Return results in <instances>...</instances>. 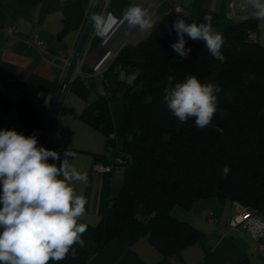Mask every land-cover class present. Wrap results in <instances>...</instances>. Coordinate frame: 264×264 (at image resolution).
Returning a JSON list of instances; mask_svg holds the SVG:
<instances>
[{
  "label": "trees",
  "instance_id": "16d2710c",
  "mask_svg": "<svg viewBox=\"0 0 264 264\" xmlns=\"http://www.w3.org/2000/svg\"><path fill=\"white\" fill-rule=\"evenodd\" d=\"M89 5L90 0H73L64 6L59 36L82 31ZM126 6V0H111L109 9L115 7L122 17ZM205 15L212 16L213 28L225 38L223 62L207 51L203 41L187 35L185 47L191 52L184 59L178 56L171 45L179 39L173 29L179 18L172 10L146 37L119 49L92 100L88 101L93 83L72 77L68 89L87 101L81 120L105 135L107 149L128 158L129 163L121 167L119 192L110 199L99 223L86 224L84 246H73L75 257L70 252L49 264H85L114 239L130 244L140 237H147L163 256L173 255L201 237L173 211L190 209L205 198L236 201L264 217V46L248 37L256 28L252 19L231 21L204 9L199 23ZM98 41L94 36L92 43ZM111 75L114 80L109 85L106 81ZM169 75L175 77L174 83L194 75L202 83L219 86L217 111L210 125L197 127L193 118L181 123L171 114L163 100ZM115 101L122 104L119 127L110 110ZM18 107L28 136L38 137L47 108L24 98ZM55 148L58 153L62 149ZM98 160L110 163L105 157ZM225 166L230 169L227 175Z\"/></svg>",
  "mask_w": 264,
  "mask_h": 264
},
{
  "label": "crops",
  "instance_id": "0c3cea01",
  "mask_svg": "<svg viewBox=\"0 0 264 264\" xmlns=\"http://www.w3.org/2000/svg\"><path fill=\"white\" fill-rule=\"evenodd\" d=\"M71 1L0 0V130L14 129L28 136L29 128L23 123L18 107V102L23 98L35 105L43 104L48 112L67 65L58 60L53 64L45 61L41 53L27 45L25 40L35 37L48 53L61 52L71 56L81 31L73 30L59 36L63 8ZM110 1L104 0L99 15L107 17L111 13L118 17L115 7L109 9ZM126 1V8L133 4L147 8L153 14L154 26L165 13L174 11L178 6L185 12L186 23H199L204 9L222 14L231 21L249 18L256 24L255 41L264 46V27L252 17L250 10L242 7V0ZM93 2L90 0L88 12ZM11 28L13 32L10 34L7 30ZM152 29L141 31L130 28L123 21L115 32H108L103 39L98 36V43L93 44L92 39L97 36L93 26L72 76H80L93 83L94 90L88 101L101 90V72L108 68L119 49L127 43H137ZM113 80L111 75L106 82L112 85ZM86 104V100L67 88L44 145L56 152L58 149L55 147L60 146L61 160L67 150L71 153L70 163L86 173V182L77 184L78 193L88 200L86 214L80 222L94 226L101 220L110 199L118 194L123 170L115 166L109 174L92 170L96 160L101 157L110 160L113 153L107 149L105 135L81 120L80 115ZM110 110L115 127H119L122 104L115 101ZM234 206L230 201L221 203L215 198H205L195 202L190 209L176 208L173 215L191 224L201 233V237L173 255L163 256L147 237H140L130 244L114 239L93 253L85 264H264V252L255 253L256 242L240 225L230 224V219L235 215Z\"/></svg>",
  "mask_w": 264,
  "mask_h": 264
},
{
  "label": "clouds",
  "instance_id": "9594fccd",
  "mask_svg": "<svg viewBox=\"0 0 264 264\" xmlns=\"http://www.w3.org/2000/svg\"><path fill=\"white\" fill-rule=\"evenodd\" d=\"M242 7L264 27V0H242ZM122 19L141 31L154 27L153 14L141 4L128 6ZM212 19L205 15L201 23L174 22L179 39L171 47L178 56L184 59L191 52L185 47L187 35L203 41L214 58L225 61L221 52L225 38L213 28ZM92 23L103 39L114 20L96 15ZM167 81L163 100L171 114L181 123L193 118L197 127L210 125L217 111L219 86L202 83L194 75L175 83V77L169 75ZM70 155L66 150L61 160L60 153L38 145L36 135L0 130V264H49L65 259L70 252L75 257L73 246H84L87 225L80 221L88 200L78 193L77 184L86 182L87 175L70 163ZM229 171L225 166L224 174Z\"/></svg>",
  "mask_w": 264,
  "mask_h": 264
},
{
  "label": "built area",
  "instance_id": "2783aa9c",
  "mask_svg": "<svg viewBox=\"0 0 264 264\" xmlns=\"http://www.w3.org/2000/svg\"><path fill=\"white\" fill-rule=\"evenodd\" d=\"M174 12L179 19L185 18V12L181 7H176ZM108 16H111L114 20V23L109 30V34H112L122 24L123 19L122 17L118 18L113 16L111 13H108ZM7 32L11 34L13 32L12 28L8 29ZM248 37L250 40L255 41L254 32H249ZM25 42L27 45L36 48L41 53L43 59L51 64L56 60L60 61L63 65H67L69 62L70 55L61 52L56 54L48 53L45 46L35 37L28 38ZM118 162H121V160L116 157H112L110 163L107 165L101 162H95L92 165V170L99 174H109L113 170V165ZM235 209L236 215L230 219V224L233 226L240 225L242 230L256 242L255 253L264 252V217L259 215L255 209L239 203H235Z\"/></svg>",
  "mask_w": 264,
  "mask_h": 264
},
{
  "label": "water",
  "instance_id": "95a60500",
  "mask_svg": "<svg viewBox=\"0 0 264 264\" xmlns=\"http://www.w3.org/2000/svg\"><path fill=\"white\" fill-rule=\"evenodd\" d=\"M104 3V0H94L93 5L91 7V10L87 16L86 22L83 26V29L81 31L80 37L78 39V42L75 46V49L72 53V55L69 58V62L66 66L64 76L54 94L53 100L51 102V105L48 109V112L46 114V117L44 119V122L42 124L41 130L38 134L37 140L38 145L43 146L45 142V138L47 136V133L49 131V128L53 122V119L57 113V110L61 104V101L65 95V92L68 88V85L72 79V76L74 74L76 65L80 59V56L83 52V49L86 45V42L90 36V33L93 28L92 18L96 15H99L101 7ZM121 159L124 161V163L116 164V167H124L129 163L128 158L121 157Z\"/></svg>",
  "mask_w": 264,
  "mask_h": 264
},
{
  "label": "rangeland",
  "instance_id": "374dc122",
  "mask_svg": "<svg viewBox=\"0 0 264 264\" xmlns=\"http://www.w3.org/2000/svg\"><path fill=\"white\" fill-rule=\"evenodd\" d=\"M119 18H121V17H119ZM116 55V54H115ZM101 74H103V73H101ZM112 157H116V158H119V160H121V162H118L117 164H121V163H124V161L121 159V157L122 156H120V155H113ZM112 158H110V160H111ZM110 160H108L109 162H110ZM116 164H114L113 166H115ZM116 167V166H115ZM114 168V167H113ZM233 203H234V205H235V203H237L238 204V202H236V201H233ZM240 204V203H239ZM234 209H235V206H234ZM235 215H236V209H235Z\"/></svg>",
  "mask_w": 264,
  "mask_h": 264
}]
</instances>
